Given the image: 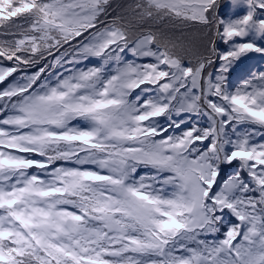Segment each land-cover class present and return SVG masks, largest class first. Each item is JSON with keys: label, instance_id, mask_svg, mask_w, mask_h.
I'll return each instance as SVG.
<instances>
[{"label": "snow or ice", "instance_id": "snow-or-ice-1", "mask_svg": "<svg viewBox=\"0 0 264 264\" xmlns=\"http://www.w3.org/2000/svg\"><path fill=\"white\" fill-rule=\"evenodd\" d=\"M230 2L0 0V264H264V0Z\"/></svg>", "mask_w": 264, "mask_h": 264}, {"label": "trees", "instance_id": "trees-1", "mask_svg": "<svg viewBox=\"0 0 264 264\" xmlns=\"http://www.w3.org/2000/svg\"><path fill=\"white\" fill-rule=\"evenodd\" d=\"M125 2H126V0H113V5L115 6V5H117V4H122V3H125ZM227 2H230V0H225L224 3H227ZM224 3L221 1V4H224ZM222 12H223V11H222ZM112 14L115 15V12H113ZM18 23H26V21H18ZM0 39H2V37H0ZM53 58H54V56H53V57H50L48 62H50L51 59H53ZM8 66H11L10 62H9V64H8ZM39 67H43V63H40V64H38V65H36V66H34V67H31V68H27V69H26V72H27V73L35 72V71L38 70ZM56 70H58V69H52V68H50V69L48 70V72H49V74H51L52 72H54V71H56ZM14 75H16V74H14ZM202 123H203V122H202Z\"/></svg>", "mask_w": 264, "mask_h": 264}, {"label": "rangeland", "instance_id": "rangeland-1", "mask_svg": "<svg viewBox=\"0 0 264 264\" xmlns=\"http://www.w3.org/2000/svg\"><path fill=\"white\" fill-rule=\"evenodd\" d=\"M223 3L225 2V0H221ZM225 4V3H224ZM224 12V11H223ZM233 12H235V13H237V14H240V10L239 9H233V8H231V12H230V14H232ZM253 61V62H252ZM252 61H248L247 63H250V64H252V65H255V66H257V67H264V61H261V60H252ZM66 67H67V65H66ZM56 71H60V72H63V69H58V70H56ZM56 71H54V72H56ZM28 74H30V73H28ZM11 79V78H10ZM53 79H54V77H53ZM0 86H2V85H0ZM231 171H232V169L231 168H228L227 169V173L228 174H230L231 173Z\"/></svg>", "mask_w": 264, "mask_h": 264}]
</instances>
